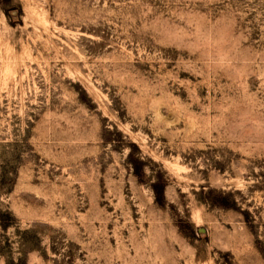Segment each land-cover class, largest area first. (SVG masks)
Wrapping results in <instances>:
<instances>
[{
	"label": "rangeland",
	"instance_id": "1",
	"mask_svg": "<svg viewBox=\"0 0 264 264\" xmlns=\"http://www.w3.org/2000/svg\"><path fill=\"white\" fill-rule=\"evenodd\" d=\"M0 264H264V0H0Z\"/></svg>",
	"mask_w": 264,
	"mask_h": 264
}]
</instances>
